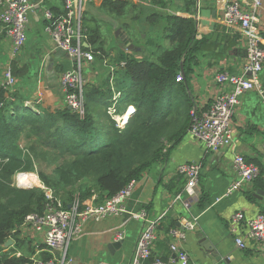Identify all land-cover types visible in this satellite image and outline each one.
<instances>
[{
  "label": "crops",
  "instance_id": "obj_1",
  "mask_svg": "<svg viewBox=\"0 0 264 264\" xmlns=\"http://www.w3.org/2000/svg\"><path fill=\"white\" fill-rule=\"evenodd\" d=\"M103 1L87 0L85 4V17L91 21V26L99 25L106 52L103 58H96L93 63L86 65L85 75L87 81L97 83L102 86L104 94L111 95L112 79L117 89L123 85L127 61L130 58L155 59L158 47L164 44L167 17L188 14V9L186 0H165V4H159L156 0H124L128 3L126 12L118 16L103 8ZM232 1H239L249 9L253 0H196L192 6L198 3L201 9H217L216 21L222 24L218 35L214 36L215 31L202 26L200 22L197 25L196 21L199 48L189 60L187 71L182 65L180 72L192 99L193 111L198 114L208 110L219 93L230 90V85L216 82V75L221 72L240 73L248 58L247 39L242 28L222 21L226 5ZM47 7L61 12L63 0H47ZM192 8L190 14L196 20ZM131 9L135 15L129 14ZM257 14L264 40V0ZM29 26L40 34L43 27V33L48 38L41 47L36 38L31 48L26 44L12 59V40L0 21V82L9 62L15 66L17 76L26 78L31 74L29 62L40 59L36 69L38 85L35 83L38 93L30 96V102L51 110L62 109L64 91L60 78L64 71L74 67V60L67 53L57 51L47 31L42 8L36 7L29 13ZM127 27L132 28V31ZM121 29L131 41H122L118 36ZM109 35L115 38L112 40ZM260 79L264 86V69ZM238 153L257 164L261 173L257 181L227 193L236 178L233 158ZM191 162L201 163L202 170L199 196L188 209L182 201H175V196L186 185L179 167ZM259 189H264V101L256 90H251L241 96L235 111L231 145L217 152L207 151L188 130L180 141L166 148V155L160 162L137 180L132 195L126 201L125 212L101 221L90 219L84 223L82 232L71 243L69 264H131L147 220L159 218L158 238L153 246L152 257L144 264H155L157 259L166 264H181L170 249L174 240L170 231L174 227L184 228L185 218H194L197 222L196 229L187 230L186 238L181 241L189 253V264H264L262 246L250 241L246 248L238 247L236 235L229 228L232 215L239 211H243L247 217L264 211V201L255 196ZM186 197L184 193L183 198ZM142 212L146 213V218L138 216ZM117 234L123 237L116 240ZM24 241L23 247L30 248L33 256L39 258L49 255L43 251L40 236L31 235Z\"/></svg>",
  "mask_w": 264,
  "mask_h": 264
},
{
  "label": "trees",
  "instance_id": "obj_2",
  "mask_svg": "<svg viewBox=\"0 0 264 264\" xmlns=\"http://www.w3.org/2000/svg\"><path fill=\"white\" fill-rule=\"evenodd\" d=\"M195 1L186 0L188 14L167 17L164 37L170 40L169 47L160 45L155 59L127 61L119 88L124 94L121 104H134L136 112L123 128H118L108 115L111 95L104 94L97 83L88 81L85 85L84 116L68 107L34 108L26 104L29 95L23 91L8 94L0 87V264L31 261L25 256L8 259L2 250L12 230L29 213L43 211L47 200L44 189L14 184L18 172L32 168L25 150L20 149V140L28 128L48 133V141L65 147L63 153H71V160L59 165L55 173L65 186L84 182L80 199L94 196L96 203L140 179L165 157L166 148L180 141L189 130L193 102L185 83L177 81V77L182 65L187 71L200 44L196 39V20L190 14ZM156 2L165 4V0ZM127 5L124 0H104L102 7L122 16ZM90 22L84 16L88 44L95 57L103 58L106 52L100 27L91 26ZM98 107H102L101 113Z\"/></svg>",
  "mask_w": 264,
  "mask_h": 264
},
{
  "label": "built area",
  "instance_id": "obj_3",
  "mask_svg": "<svg viewBox=\"0 0 264 264\" xmlns=\"http://www.w3.org/2000/svg\"><path fill=\"white\" fill-rule=\"evenodd\" d=\"M262 1L253 0L249 9L239 1H232L224 9L223 23L239 25L246 35L248 58L240 73L221 72L216 75V82L230 85V90L219 93L210 108L202 114L192 111L189 132L205 146L207 151L217 152L232 144L233 118L243 94L256 90L264 101V86L260 79L264 69V40L258 26L257 14ZM46 2L47 0H0V21L13 44L11 58H15L26 45L29 13L36 7L42 8L43 16L47 21V31L55 45L65 50L74 60V67L64 71L60 78L64 91V107L70 106L74 112L84 116L86 113L85 85L88 81L83 70L96 58L90 45L85 47V43H88V34L83 20L87 0H63L61 12H55L44 6ZM182 80L183 76L178 75L177 81ZM16 84L13 65L9 62L4 70L0 87L10 94ZM111 88L112 94L107 113L115 120L118 128H123L131 115L136 112V106L121 104L124 94L122 90L115 87L113 79ZM127 115H129L128 119ZM233 169L236 178L229 186L227 193L240 190L254 182L261 173L257 164L246 160L240 153L233 158ZM201 170L202 164L196 162L184 163L179 167V173L184 176L186 185L183 191L175 196V201H182L188 209L192 201L199 196ZM136 182L137 180L131 181L118 193L100 203H96L93 196L85 200L75 197L66 204L53 189L44 188L47 200L43 211L26 215L24 221L12 230L8 240H12L15 244L18 240H27L31 235L40 236L44 245L43 251L49 255L46 258L32 256L33 264H69L71 243L82 232L84 223L90 219L101 221L125 212L126 201L132 195ZM184 193L187 195L186 198H183ZM138 216L146 218V213H139ZM159 224L160 218L147 220L138 239L131 264H144L152 257L153 246L158 238ZM183 224L184 228L171 229L170 235L174 240L170 244V249L177 255L181 264H189V253L182 246L181 241L186 238L187 230L196 229L197 222L194 218H185ZM229 228L236 235L238 247L244 249L250 241H254L262 246L264 254V212L247 217L243 211H239L232 215ZM122 237V234H117L116 240ZM16 255H21V251ZM155 264L166 263L157 259Z\"/></svg>",
  "mask_w": 264,
  "mask_h": 264
},
{
  "label": "rangeland",
  "instance_id": "obj_4",
  "mask_svg": "<svg viewBox=\"0 0 264 264\" xmlns=\"http://www.w3.org/2000/svg\"><path fill=\"white\" fill-rule=\"evenodd\" d=\"M47 6V2L46 5ZM130 15H135L133 9L129 10ZM119 16V15H118ZM128 30L132 31V28L127 27ZM117 29V27H116ZM32 30V31H31ZM112 33V32H111ZM37 36V37H36ZM109 35L108 37L113 40L115 38L114 35ZM118 36L122 39V41H131L130 37L126 36L124 33V30L121 29L118 32ZM38 38L39 40V46L41 47L45 40L48 38L46 34L43 33V27L41 29V34L36 33L35 30L33 31V28L29 26L27 28V42L26 44L29 45V48L32 46L33 40ZM50 40V39H49ZM116 41V39H115ZM164 46L169 47L171 45L170 40L164 37ZM26 46V45H25ZM24 46V47H25ZM24 47L22 49H24ZM20 53V52H19ZM98 58V57H96ZM95 58V59H96ZM17 59V58H16ZM40 64V59L32 60L29 62V68H31V74L27 76L26 78L21 76H17L15 71L14 74L17 79V84L14 88V91H23L24 94L29 95V98L33 94H37L38 92L36 91V84L37 81V76H36V69L38 68ZM13 69H15V66H13ZM87 68L84 67V74L86 73ZM38 85V83H37ZM26 88V89H25ZM13 91V92H14ZM28 98L29 101L26 100V104L36 108V106H41L39 104L31 103L30 99ZM98 111L101 113L103 111L102 107L97 108ZM47 134L48 133H39V132H32L31 128H28V130L24 133L22 139L20 140V149L21 151L25 150V158H30L32 162V168L28 170H24L25 173H29L32 175H35L37 178V182L32 184V185H25L22 184L21 182H18L17 179L14 177V184H22L21 186H28L24 188H34V187H39L41 189L44 188H53L56 191V194L59 198H61L65 202H71L75 197H80V191L82 189V186H84V182H79L75 181L72 185L70 186H65L63 183H60L58 176L55 173L56 168L59 165L66 164L69 160H71L72 155L71 153H63L65 147L58 145L54 143L53 141H48L47 140ZM22 152V154H23ZM23 154V155H24ZM23 172V171H21ZM18 177V175H17ZM16 177V178H17ZM18 182V183H16ZM19 186V187H21ZM31 186V187H30ZM25 245V241H20L19 240L15 244H11L9 246H6V243L4 245L5 251L3 252L6 256V258L11 259L14 257H28L29 259L32 258L33 253L31 252V249L27 247H23ZM30 249V252H29ZM21 251V255H16L17 252ZM26 264V263H25ZM27 264H33V261L27 262Z\"/></svg>",
  "mask_w": 264,
  "mask_h": 264
},
{
  "label": "water",
  "instance_id": "obj_5",
  "mask_svg": "<svg viewBox=\"0 0 264 264\" xmlns=\"http://www.w3.org/2000/svg\"><path fill=\"white\" fill-rule=\"evenodd\" d=\"M192 12L195 14L197 25L200 24L204 27H208L209 30L215 31L214 36L218 35V32L220 31L222 24L216 21L218 16V10L217 9H201L198 3L192 8ZM201 17V19H199ZM85 47H89L88 43H85ZM57 51H60L61 53H66L65 50H63L60 47L56 48ZM68 109L72 110V108L69 106ZM255 196L264 201V189H259L256 191ZM70 207V205H69ZM13 244L12 240H8L6 242V246H9Z\"/></svg>",
  "mask_w": 264,
  "mask_h": 264
},
{
  "label": "bare ground",
  "instance_id": "obj_6",
  "mask_svg": "<svg viewBox=\"0 0 264 264\" xmlns=\"http://www.w3.org/2000/svg\"><path fill=\"white\" fill-rule=\"evenodd\" d=\"M128 118L129 116L127 117V119ZM16 179L18 182H21L25 185H32L37 182L36 176L29 173H20L18 174V177Z\"/></svg>",
  "mask_w": 264,
  "mask_h": 264
}]
</instances>
